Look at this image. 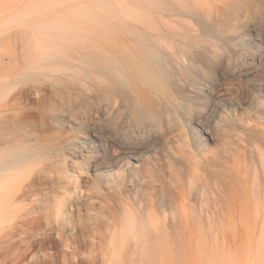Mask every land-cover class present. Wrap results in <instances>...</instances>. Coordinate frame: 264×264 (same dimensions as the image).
<instances>
[{
	"label": "bare ground",
	"instance_id": "6f19581e",
	"mask_svg": "<svg viewBox=\"0 0 264 264\" xmlns=\"http://www.w3.org/2000/svg\"><path fill=\"white\" fill-rule=\"evenodd\" d=\"M218 1L128 0L90 49L69 45L93 26L82 6L36 23L26 35L34 45L22 49L35 57L15 70L30 82L0 76V257L48 264L57 246L86 241L101 225L111 264H146L160 242L183 239L184 226L200 240L226 222L264 226V129L245 86L264 71L235 72V92L216 66V42H181ZM213 68L216 80L206 76ZM245 122L240 153L222 161L209 141L227 146ZM251 208L253 220L242 218Z\"/></svg>",
	"mask_w": 264,
	"mask_h": 264
},
{
	"label": "rangeland",
	"instance_id": "374dc122",
	"mask_svg": "<svg viewBox=\"0 0 264 264\" xmlns=\"http://www.w3.org/2000/svg\"><path fill=\"white\" fill-rule=\"evenodd\" d=\"M99 1L0 0V76L2 73H7L11 75V78L14 77L22 80L25 84L30 82V79L26 81V79L23 80L22 77L15 74L18 65L25 64V57L27 60L30 57H35L29 55V50L22 53L23 47L26 48V45H34L33 42L28 40V36L26 35L35 31L34 26L36 23L57 18L59 14L71 13L75 9L82 10V7H84L85 9L83 11L91 16L93 26L90 24L86 30L80 31V37H77L80 39L74 36L72 42L69 43L71 48L80 47L90 49L99 41L103 42L102 34L103 32L106 33V29L109 28L110 22L108 18L113 14V8H118L121 11L122 3L124 4L128 0ZM217 6L220 8L219 10ZM216 9L218 10L217 12ZM214 10V18L211 17L214 19L213 22L211 18L206 19L207 22L209 20L208 23L210 25L204 21L201 25L194 26L195 30L193 29V31L196 32L197 30L198 33L192 34L191 32L193 31H191L189 33L191 37L182 38L184 40L181 42L186 44V42L188 43L190 39L192 40L194 38V40L200 42L197 44L198 46H205L209 49H212V44L216 42L220 49L217 52L222 56H220L219 61H223L221 65L218 63L216 66H220L219 68L224 72L226 76L224 77V81L235 84H232L231 87L236 92V89H238L236 81L238 80H231L235 72H247L249 70L253 72L264 71V61H262L264 60V0H220L214 3ZM15 16L19 18L17 22L11 20ZM98 18L105 19L106 23L104 22L105 24L103 23V25L98 23V27L96 23L99 21ZM178 29L180 30L181 28ZM179 30L176 32L182 33ZM98 35L99 37H97ZM82 39L84 42H82ZM259 56L262 58H259ZM208 71V75L206 76L209 79L216 80L218 78L216 68L208 69ZM37 78L44 79L43 75L40 74H37ZM31 83L34 82L32 81ZM261 83H264V80L259 81L255 77H250L245 83V86L249 92L250 90L254 92L252 99L253 107H256V109L262 112L264 111V108L261 107V105H264L262 103L264 100V86ZM240 107L237 111L242 116L244 122L248 117L247 114L250 106L248 103H243ZM256 109L251 112L254 116L253 123H261L260 128L264 129V122L261 121L263 119L260 118L259 113H256ZM251 123L239 124L237 129L241 132L234 130V139H228L227 146H223V142L219 139L209 141V145L213 148L214 153L223 155L222 161L231 163L240 153V145L242 142L237 137L240 133H249L250 130L248 128L252 125ZM172 149L174 151H180L182 144L174 142ZM92 175H95L94 171H91L88 177L90 176L92 178ZM84 176L86 177V174ZM246 211L248 212H245V216L243 215L242 218L245 217L244 219L253 220L256 214L254 212L255 210L251 208ZM95 223L99 224V221H95ZM97 227H99L100 232L93 234L90 231L89 233L92 238L86 241H83L81 238H76L74 243L57 246L55 249L59 250V254L56 258L49 260L48 264H111V261L107 260L108 256L105 255V251L108 248L107 230L101 225H97ZM183 229L185 234L183 239L177 238L170 244L164 241L160 242L159 244L161 245L158 246V249H163L164 253L160 254L162 251L159 250L158 257L156 255V258H148L146 264H264V226L262 224H252L251 222L243 221L226 222L221 227L217 228L213 226L208 228L210 232L208 231L209 237L206 240H200L199 237L195 236L194 238L192 236L187 237L190 233H188L189 231L185 226ZM185 240L186 242H184ZM163 246L169 248L167 249L166 247L164 249ZM0 259L1 264H44L40 261V258L38 260L29 257L23 261L11 254H3ZM134 263L133 258L128 262V264ZM114 264L119 263L114 262Z\"/></svg>",
	"mask_w": 264,
	"mask_h": 264
}]
</instances>
